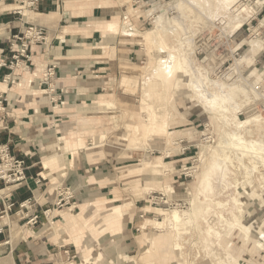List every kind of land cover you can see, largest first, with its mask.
<instances>
[{
    "label": "rangeland",
    "instance_id": "obj_1",
    "mask_svg": "<svg viewBox=\"0 0 264 264\" xmlns=\"http://www.w3.org/2000/svg\"><path fill=\"white\" fill-rule=\"evenodd\" d=\"M20 1L6 3L19 8ZM159 1L161 8L154 10L151 0H118L127 19L112 21L117 37L135 44L137 56L120 66L113 85L102 92L104 107L95 100L74 108L70 116L78 123L66 125L93 139H86L92 146L82 139L81 148L97 150L102 144L127 166L121 175L131 177L121 187V206L110 205L106 212L104 202L88 204L102 210L95 217L98 226L82 218L86 205L70 220L78 233L76 263L264 264V163L226 145L234 134L253 142L249 147L261 149L264 159V4L259 5L264 0H236L235 6L241 2L248 12L239 16H249L239 31L226 16L230 0L223 5ZM161 12L163 28L155 21ZM248 38L261 42L253 61L251 46L241 43ZM170 55L176 73L171 70L163 83L161 61ZM243 57L247 62L240 61ZM185 70L199 77L203 88L190 87ZM238 120L247 123L239 129ZM164 210L180 213L179 232ZM84 230L92 236L85 246Z\"/></svg>",
    "mask_w": 264,
    "mask_h": 264
},
{
    "label": "crops",
    "instance_id": "obj_2",
    "mask_svg": "<svg viewBox=\"0 0 264 264\" xmlns=\"http://www.w3.org/2000/svg\"><path fill=\"white\" fill-rule=\"evenodd\" d=\"M6 2L0 1L12 5ZM28 12L25 16L12 8L0 10V94L6 101L0 113V145H7L26 166L23 181L0 182V214L4 203L13 204L0 219V264H57L65 259L64 251L78 255L73 241L77 229L69 226L72 217L95 202H104L106 212L110 205L121 206V187L131 178L121 175L127 166L116 162L101 142L97 150L86 151L80 144L82 139L87 144L91 136L70 132L66 125L78 123L70 116L74 108L95 100L99 105L120 66L135 58L138 50L131 41L120 40L117 32L102 31L104 23L117 17L124 20L118 0H41L36 11ZM28 25L42 28L45 41L28 44L26 60L14 37H22ZM50 65L56 67L51 80L54 93L42 81L41 69ZM26 81L25 88H18ZM70 134L75 138L68 140ZM180 160L174 162L178 165ZM22 203L26 208L20 207ZM102 210L88 206L82 218L98 226L95 217ZM35 214L40 225H26ZM49 223L55 228L48 229ZM84 232L85 246L84 239L92 236Z\"/></svg>",
    "mask_w": 264,
    "mask_h": 264
},
{
    "label": "bare ground",
    "instance_id": "obj_3",
    "mask_svg": "<svg viewBox=\"0 0 264 264\" xmlns=\"http://www.w3.org/2000/svg\"><path fill=\"white\" fill-rule=\"evenodd\" d=\"M149 1V0H148ZM231 1V3H232V5L229 7V12L226 14V16L227 17H229V18H234V20H235V23L233 24V26H232V30L233 31H235V30H240L242 27H243V25L246 23V20H247V18L249 17L248 15H247V17H243V16H239L240 15V13H242V12H245V13H247L248 14V12H247V10L245 9V8H242V4H241V2L239 3L240 5L239 6H235L236 4V0H230ZM151 7L152 8H154V10L156 9V10H159L160 8H159V6H160V1L159 0H151ZM228 2V0H220V4H225V3H227ZM176 4V5H175ZM175 4H173V5H175V7H178V2L177 3H175ZM238 4V3H237ZM264 4V2H260V6L261 5H263ZM180 5V4H179ZM245 5V4H244ZM248 5V4H247ZM258 6V5H257ZM17 6L16 5H10V6H4L3 4H1L0 3V10H2V9H4V8H12V9H16V10H18V11H20V13H23L25 16L26 15H30L31 14V12H28V10H23L24 8L22 7V6H20L19 8H16ZM258 8V7H257ZM261 8V7H260ZM251 10V9H250ZM162 13V12H161ZM164 15H165V13H162V14H160L157 18H156V22H158L157 24H159L162 28L163 27H166L167 25H166V23H164L163 22V20H162V17H164ZM32 16V15H31ZM252 18V17H251ZM263 22H264V18L262 19V20H260V25L261 24H263ZM156 24V25H157ZM181 25V24H180ZM177 26V25H176ZM118 28V25L116 24V23H104V26H103V28H102V31L103 32H116V29ZM254 30H255V28H254ZM247 38V37H246ZM252 38V37H251ZM254 38V37H253ZM246 39H244L241 43H247L248 45H250L251 46V49L250 50H253L252 51V57H251V59H252V61H253V59H254V57H255V55L256 54H258V50H259V47H261L260 45H261V42L260 41H258V40H253V39H251V40H249V38H248V40H246ZM242 45V44H241ZM179 52V51H178ZM257 52V53H256ZM183 54V53H182ZM246 55H249L248 53L246 54ZM180 56V55H179ZM174 58L170 55V56H168V58L166 59V60H163V61H161V64H162V66H160V68H161V70H162V72L161 71H159L160 73H161V75H162V82L163 83H166V77H167V75H169V74H172L171 73V70H170V68H173V66H174V63H175V65H176V62H174L173 63V60ZM240 61H242V62H247V58L246 57H243V58H241L240 59ZM252 61H251V63H252ZM187 62H185L184 63V66L185 67H187L185 64H186ZM251 63H249V64H251ZM181 64V63H180ZM180 64L178 65V66H180ZM177 66V67H178ZM190 66V65H189ZM176 67V68H177ZM175 68V69H176ZM180 68H181V66H180ZM188 68V67H187ZM182 69V68H181ZM188 70V69H187ZM187 70H185L186 71V73H188V76H189V82H188V85L190 86V87H193L195 90H197V88L198 89H200L199 87H201V88H203V86H201L202 85V82H201V79L199 78V77H196L195 75H190V73H189V71H187ZM192 71H193V69H191ZM170 72V73H169ZM195 72V71H194ZM252 72V71H251ZM175 73H176V71H175ZM185 73V74H186ZM196 73V72H195ZM194 74V73H193ZM199 75V74H198ZM166 78V79H165ZM192 78V80H190ZM194 79V80H193ZM166 80V81H165ZM204 82V81H203ZM28 83H29V81H26V82H22V83H20L19 85H18V88H25L26 87V85H28ZM168 83V82H167ZM165 85V84H164ZM2 86V84H0V87ZM220 89V88H219ZM218 89V90H219ZM202 90V89H201ZM229 90V89H228ZM219 92H221V91H219ZM230 92V91H229ZM198 93V92H197ZM196 93V94H197ZM201 93V92H200ZM227 93V92H226ZM233 93V92H232ZM198 95H200V94H198ZM227 95H229V94H226V99L225 100H227L228 98H227ZM218 96H220V95H218ZM218 96H217V98H215V99H218ZM223 96V95H222ZM231 96V95H230ZM245 96V95H244ZM246 97V96H245ZM231 98V97H230ZM247 98V97H246ZM223 99H224V96H223ZM223 99H221V100H223ZM249 98H247V100H248ZM103 101V100H102ZM101 101V102H102ZM219 101V100H218ZM224 103H226V101L224 102ZM220 105H221V103H220ZM97 107H104V105L103 104H99ZM221 107H222V105H221ZM224 107V106H223ZM221 109V108H220ZM224 109V108H223ZM223 109H222V111H223ZM233 120V119H232ZM247 122H245V121H241V120H238V122H236V124H237V126H238V128L240 129V127H243V125H245ZM237 128V129H238ZM248 132V131H247ZM234 133V132H233ZM242 133V132H241ZM250 133V132H249ZM72 134H70L69 136H68V140H71V139H73V138H75V136H71ZM247 135V134H246ZM93 136V135H92ZM230 136H231V140L229 141V142H227V148H230V149H232L233 150V153H234V151L235 150H237V151H240L241 152V154L243 155V156H245V158L247 157L251 162H254V163H256V162H262V163H264V159H263V157H261L260 156V152H259V150H261V149H257L256 150V148H258V147H252V148H250L249 147V145L251 144V143H249V142H244V140L242 141L241 140V138H238V137H236L234 134H232V135H229V138H230ZM243 136V135H242ZM248 136H249V134H248ZM77 139V138H76ZM248 140H250V139H248ZM251 141V140H250ZM252 144H253V142H252ZM251 144V145H252ZM257 146V145H256ZM222 147H224V146H222ZM226 148V147H225ZM229 149V150H230ZM235 149V150H234ZM223 151V150H222ZM262 151H264V150H262ZM230 153H231V151H230ZM264 153V152H263ZM224 156H225V154H224ZM223 156V157H224ZM224 158H227V156H225ZM240 160V159H239ZM261 160V161H260ZM242 161V160H241ZM216 162L215 163H212L211 165H213L214 167L215 166H217L218 164H216ZM241 165V164H240ZM243 165V164H242ZM245 166V165H244ZM253 166H255V165H253ZM246 167V166H245ZM47 169V168H46ZM239 169V168H238ZM254 169V168H253ZM0 170H2V167H0ZM250 178V177H249ZM89 206V205H88ZM101 209V208H100ZM164 211H166V210H164ZM167 212V211H166ZM119 216H121V214L120 213H118V214H116L115 215V217H119ZM81 217V216H80ZM167 222L172 226V228L175 230V231H180L181 230V215H180V213L178 212V211H176V210H173V211H169V212H167ZM52 226V225H54L53 223H49L48 225H47V227L48 226ZM155 225H161L160 223H156ZM141 229H143L144 228V226L143 225H141V227H140ZM232 228V227H231ZM178 232H176V233H178ZM19 233H21V232H19ZM15 235H16V233H15ZM19 235V234H18ZM176 235H178V234H176ZM180 235V234H179ZM11 236V235H10ZM218 236V235H217ZM15 237V236H14ZM12 241H13V239H12ZM175 246H177V245H175ZM175 249V248H174ZM177 249V248H176Z\"/></svg>",
    "mask_w": 264,
    "mask_h": 264
},
{
    "label": "built area",
    "instance_id": "obj_4",
    "mask_svg": "<svg viewBox=\"0 0 264 264\" xmlns=\"http://www.w3.org/2000/svg\"><path fill=\"white\" fill-rule=\"evenodd\" d=\"M41 0H21L19 3L22 4V7L24 9H28L30 11H36L39 7V3ZM124 19H127V17ZM44 30L40 27H35L28 25L24 33L22 34V37H14L15 42H20V46L22 49V54H24V49L28 44H41L44 43L45 37H44ZM24 58L27 60L28 55L24 54ZM16 59V56L13 57V60ZM55 66L50 65L43 67L41 69L42 74V81L46 84L48 91L54 93V87L51 86V80L53 79L55 75ZM35 76V75H34ZM49 95V94H48ZM51 100L54 102H58L59 105H62L63 102L59 100V98L53 97ZM6 103L4 97L0 94V113L4 112ZM0 167H2V170H0V182L3 185L7 184H14L18 183L24 180V171L26 169L25 163L21 159H17L14 157L10 151L7 145H0ZM62 198V197H61ZM62 199H60L57 202V205H60ZM21 208H26L25 203H22L20 205ZM13 208L12 203H4L1 209V216H6L7 213H9ZM39 217L35 214L26 221V225L30 227H37L40 225ZM65 259L63 261H60V264H77L76 259L77 257L74 255H70L69 251H64Z\"/></svg>",
    "mask_w": 264,
    "mask_h": 264
}]
</instances>
